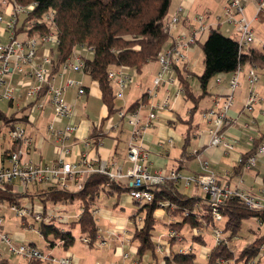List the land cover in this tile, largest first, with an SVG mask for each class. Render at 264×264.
Instances as JSON below:
<instances>
[{"label": "crops", "instance_id": "1", "mask_svg": "<svg viewBox=\"0 0 264 264\" xmlns=\"http://www.w3.org/2000/svg\"><path fill=\"white\" fill-rule=\"evenodd\" d=\"M204 2L205 0H172L169 16L177 11V6L181 4L186 8V16L172 32V36L182 31L191 32L195 24V16H192V11L199 9ZM257 2L258 0H254L251 5L246 4V12L247 9L249 12L246 15L250 17L251 22L261 17V15L257 16L256 9L252 12L253 5L256 6L257 4L258 7ZM5 5L7 6L5 8L1 7V10L6 14L10 7L9 3H5ZM204 12L210 15L211 20L209 19V22L213 24V27L221 30L224 21L212 17L215 14L208 8ZM203 35L200 37L199 43L188 51V58L183 70L181 72L178 71L179 85L155 87L154 77L160 68L158 61L145 66H151L152 71L150 76L145 75V77H143L145 67L139 72L130 68H120L126 72L134 71L132 73L133 81L124 89L122 97L116 96V103L120 108L127 109L136 101H142L141 103H144L145 106L140 109L141 115L143 119H146L147 114L152 109L150 108L151 106L158 104L167 92L174 96L180 89V96L177 97L172 105L165 109H157L158 114L153 126L147 128L141 135L140 141L148 153L146 162L148 170L152 173L164 175L170 174L171 171L175 170L182 176H190L202 172L201 163L202 161H207L210 168L218 176L219 183H229L241 187L244 184L245 187H242L243 189L254 193L257 189L260 190L264 183V158L258 160L257 165L251 170L240 169L237 159L241 153L249 152L256 148L255 145L247 143V129L244 125L249 120L254 119L255 125L261 130V126L264 124V118L261 116V110L264 107V66L251 65L249 63L242 64L240 85L234 91V104L229 111V116L237 119L238 122L228 127V135L226 136V139L235 142L234 149H237L230 151L223 147L209 146L211 140L210 130L213 124L205 114L215 106L217 99L224 98L230 94L229 83L233 73L216 76L215 87H211L209 83L207 93L202 94L203 91L198 80L199 74L194 70L193 58L201 47L200 43L205 41H203ZM261 41L264 40L257 38L256 44L258 45ZM170 42H172V38ZM257 45L255 47H260V45ZM82 52L86 53L87 56L90 55L88 51L82 50ZM251 66L258 67L260 71L261 78L258 88L262 103L257 105L253 114L247 115L244 111V106L247 99L246 95L248 96L249 92L247 70ZM59 73L56 74L57 85L64 84L67 79H75L81 81L86 89L84 95L78 94L77 87L70 88L65 93L66 100L73 106L75 111L74 116L57 119L47 95L39 98L44 103L42 108H35L33 105L29 106L30 101L26 98V92L29 85L34 83V78L28 70L24 74L17 73L12 78L11 84L16 88V99L12 102L9 101L7 112L0 108L9 118V122L0 119V133L8 132V128L13 122L21 124L26 129L27 134L33 139L32 144L25 149L26 158L37 163L52 164L61 155L63 147L59 144L56 136L50 133V125L55 129H63L68 124H75L77 130L64 142V145L69 148V153L66 155L69 160L80 162L81 156L87 154L97 162H106L109 166L116 165L122 172L126 173L133 166L128 157V143L132 136V126L125 119H121L118 114L109 113V108L103 101V93L97 80L84 72L70 71L63 74V76H59ZM140 76L142 80L140 78L134 82L136 80L135 77ZM219 76L222 78L221 82L217 81ZM180 78L188 81L187 84L190 86L188 90H185ZM115 89L117 91L116 85ZM192 93L197 98L196 102L190 96ZM1 146L0 165H6L7 161L6 157H4V152L11 149L13 143L9 138H4ZM246 176L251 179L249 185H246L243 181ZM121 182L129 186V179H123ZM175 185L177 190L185 196L198 199L193 210L194 213L200 216L206 205V198L202 189L194 183L187 186L183 180L176 182ZM14 187L19 191L20 183L15 182ZM32 187H30L29 191ZM127 192L128 196L123 194L124 191L111 194H107L104 191L103 193H106L105 198L99 197L94 208L99 231L96 240L92 244L85 243L83 241L84 235H81L82 241L80 243L75 241L68 249L63 248L61 243L57 242L54 244L47 241L44 248H39L36 242L32 240L33 234L29 233V230L33 229L40 233L36 221L32 217H30L31 219L26 217L23 219L21 226L14 222L10 223L7 219V213L13 210L5 205L0 209V217L4 218L3 230L16 244H30L50 257L70 256L78 264H177L169 260L176 252H186L193 249L196 250L198 257V251L203 246L212 250L216 246L213 228L206 226L205 230L199 231L203 233L205 240L204 243L199 244L201 245L200 247L196 245L198 242L193 240L197 236L194 235V228L196 227H192L189 222L184 223V216L176 212L174 204L170 203L169 206L165 207L160 202L159 207L153 213L156 221L152 237L154 249L140 253V242L136 236L138 229L143 226L146 209H142L143 205L134 199L132 201L133 204H136V207L132 206L129 191ZM25 199L30 201L29 198ZM34 203L40 205L38 201ZM73 205L78 210L80 209L78 214V217H80L82 207L79 201L55 203L49 206L48 210L67 218L65 213L71 211ZM246 220H252L258 224L259 228L258 230L252 229L246 227L243 223L241 234L239 233L228 241L235 253H237L236 249H239L240 252L246 247L242 240L246 239L248 243L252 242L253 240L249 239L250 234L256 235L260 229H263L261 227H264V222L259 221L255 217ZM225 222L226 219L223 226ZM69 223L72 222H70L68 217L67 223L64 224ZM170 229H176L182 236V240L169 237ZM223 236L227 241L228 234L225 231ZM208 237H210V240ZM0 241L2 242L1 238ZM101 241H105V244H100ZM159 245H161V248H159ZM3 255L4 264H55L49 260H35L21 255H14L6 249H3ZM201 259L202 262H199L197 258L194 263L209 264L208 260L210 258L205 260L201 257ZM204 260L207 263H204ZM262 263L263 256L259 259L258 264ZM216 264H231V262L226 260L225 262L217 261Z\"/></svg>", "mask_w": 264, "mask_h": 264}, {"label": "built area", "instance_id": "2", "mask_svg": "<svg viewBox=\"0 0 264 264\" xmlns=\"http://www.w3.org/2000/svg\"><path fill=\"white\" fill-rule=\"evenodd\" d=\"M35 6L36 2H31L27 5L9 3L10 9L6 13V17L0 16V21L3 24L0 27V101H14L16 99V88L11 84L12 78L17 73L24 74L29 70L34 78V83L29 85L26 92V98L30 103L35 108H42L44 103L39 99V94L46 88L45 95H47L52 104L55 117L57 119L71 118L74 116L75 111L73 106L65 98L66 91L70 88L77 87L78 94L84 95L86 89L81 81L75 79H67L64 84L57 85V75L53 72L56 60L52 47L59 44V37L53 30L47 33H35L22 39L18 38L16 34V25L19 16L30 13ZM262 12H264V0H258L257 16ZM55 14L56 11L51 10L44 15L40 22L47 21L52 24ZM224 15L230 24L234 23L241 30L238 39L241 53L257 45V38L254 35L252 22L246 16L245 0H227L224 6ZM185 16L186 8L182 4L176 13L166 20V29L173 32ZM208 17L207 13L195 16V24L191 32H179L173 36V42L163 50L159 57L160 68L154 77V85L156 88L180 84L176 66L186 65L188 51L197 44L200 36L208 28L213 27ZM218 19L220 20L221 17H218ZM258 45L264 49V41L259 42ZM82 50L89 52L91 49L83 48L75 50L73 55L62 64L59 76H63V74L70 71L82 72L84 70L85 63ZM241 72L242 64L239 65L230 79V94L224 98L217 99L215 106L205 114L214 125L210 130L211 140L209 146L211 147H223L227 150L234 149L235 142L229 141L226 139V136L228 135V127L238 122L237 119L229 116V111L234 104V91L240 85ZM247 72L251 87L246 99L244 111L253 113L256 106L262 103L260 93L256 89L261 76L253 66ZM109 78L117 86L116 96L118 97L123 96L124 89L133 81V75L128 74L122 69H111L109 71ZM217 81H222L221 76L217 77ZM180 93V89H178L174 96L167 92L158 104L150 107L152 109H150L146 119H143L140 110L145 106L144 103H141L139 108L132 113H126L125 109L119 111V117L125 119L132 126V136L128 143V157L133 163V166L126 173L122 172L116 165L109 166L106 162H97L87 154L81 156L80 162L69 160L66 157L69 153V148L64 145V142L77 130L75 124H68L63 129H55L50 125V133L56 136L59 144L63 147L61 155L52 164L34 162L26 158L25 153V149L33 142L32 137L27 134L26 129L21 124L16 122L11 123L7 132L8 138L12 143L20 142L21 146L15 150H10L6 157L7 164L0 165V185L19 182V191L21 192L29 191L30 187L34 185H39L42 189L58 187L59 189L73 192L83 186L90 174L101 173L114 180L129 179V195L141 205H145L153 200V193L150 188L154 185L162 184L166 181L176 183L180 180H183L187 186L194 183L206 194V204L211 207V214L215 223L213 237L217 246L225 240L223 236L225 215L221 207L228 200L238 198L250 210L264 211V183L258 194L246 191L241 186L219 183L218 176L210 168L207 161H202L201 163L203 167L202 172L190 176H182L175 170L166 175L152 173L148 170L146 166L148 153L140 141L141 135L147 128L153 126L158 114L157 109L168 108L180 96ZM261 116L264 118V107L261 110ZM255 124V120L251 119L244 125L247 129L248 141L252 145L260 139L261 141L258 142L254 150L241 153L238 156L237 161L242 165L243 170L253 169L257 165L258 160L264 158V131H261ZM161 205L166 207L170 205V202L162 201ZM10 207L22 219L31 216L36 222L45 220L60 224L67 223V218L50 212L49 210L47 211V215L44 216L45 212L43 207L32 202L27 206L12 205ZM1 208L2 205L0 204ZM186 214L188 215L189 212H186ZM255 218L258 219L257 217ZM3 222L4 218L0 217V238L5 244V249L11 254L21 255L28 259L49 260L55 264H78L70 256L60 258L50 257L30 244H16L4 232ZM198 234L199 230L194 228V235ZM168 235L169 237L182 240V236L176 229H170ZM83 241L88 244L91 242L88 236H84ZM100 244H105V241H101ZM159 248H161V245H159ZM201 249V257L208 260L211 256L212 249L204 246ZM261 252H264V243L260 247V254ZM260 254L238 264H258ZM3 257V249L0 248V259ZM219 262H225V259L220 258Z\"/></svg>", "mask_w": 264, "mask_h": 264}, {"label": "trees", "instance_id": "3", "mask_svg": "<svg viewBox=\"0 0 264 264\" xmlns=\"http://www.w3.org/2000/svg\"><path fill=\"white\" fill-rule=\"evenodd\" d=\"M6 2L22 5L36 2L35 8L30 13L19 16L16 34L20 39L52 30L57 34L59 44L52 47L56 60L54 74L61 71L62 64L73 55L75 50L91 49L90 55L87 56L84 53L82 55L85 63L82 72L99 82L103 101L108 106L110 114H118L122 108L117 106L116 89L109 78V71L130 68L139 72L147 64L159 62L163 50L173 42L172 32L166 29V20L170 17L172 0H6ZM51 10L56 11L52 24L47 21L40 22ZM1 15L6 17L0 8ZM1 26L3 24L0 21ZM171 38L172 42H170ZM200 44L204 52V70L198 76V80L203 95L207 93L212 78L221 74L234 73L243 63L264 66L263 48L253 46L241 53L238 40L228 36L217 27L211 28L205 41ZM183 68L184 66H176L177 72H181ZM127 73L133 75V72ZM180 79L185 90H188L190 87L187 84L188 81ZM46 91V88L42 90L39 98L45 95ZM190 96L196 102L197 98L193 93ZM141 102L133 103L125 109L126 113L135 112ZM31 105L33 104L30 103L29 106ZM0 119L9 120L1 110ZM259 141L261 139L255 142V147ZM20 146V142L13 143V147L4 152V157H7L10 150H15ZM239 168L241 169L242 165H239ZM176 187L174 182L166 181L150 188L153 200L142 206V209H146V215L143 219V226L138 229L136 236L140 242V253L154 249L152 237L156 221L153 213L162 201L174 204L176 212L184 216V223L189 222L199 231L205 230L206 226L214 227L211 207L206 204L198 216L193 212L198 199L185 196ZM129 189L130 187L123 184L121 180L110 179L101 173L90 174L83 186L73 192L58 187L42 189L39 185H34L30 191L21 192L15 189L14 183H5L0 185V204L9 207L23 206V200L29 198L32 203L39 202L46 216L49 206L55 203L79 201L82 207L80 217L71 224L77 223L81 234L88 236L92 244L99 231L94 208L101 194L104 191L111 194L129 191ZM221 209L226 219L224 231L228 234V239L213 248L208 260L209 264H216L220 258H224L231 264H238L258 256L260 247L264 243V235L248 243L239 253L234 252L228 241L241 232L246 219L257 217L264 222V211L250 210L238 198L228 200ZM186 212L189 214L187 215ZM38 222H40L38 229L47 242L61 243L65 249L75 243L77 238L71 229L63 228L60 223L45 220ZM202 234L199 232L193 240L198 244L204 243ZM196 259L197 252L193 249L176 252L172 258H169L177 264H192ZM4 262L3 257L0 259V264Z\"/></svg>", "mask_w": 264, "mask_h": 264}, {"label": "rangeland", "instance_id": "4", "mask_svg": "<svg viewBox=\"0 0 264 264\" xmlns=\"http://www.w3.org/2000/svg\"><path fill=\"white\" fill-rule=\"evenodd\" d=\"M246 1V4H252V2L254 1V0H245ZM227 2V0H205V2L203 3V5L199 8V9H194V11H192V16H198V15H202V13H205L204 11L206 10V8H208V9H210L212 12H214V14L215 15H213L212 17H214L215 19H217L218 18V16L220 15V17H221V19L220 20H222V21H224L223 22V25L221 26V30L225 33V34H227L228 36H230V37H232V38H234V39H236V40H238L239 39V36H240V33H241V30L239 29V27H237V26H235V24L233 23V24H230L227 20H226V18H225V15H224V6H225V3ZM5 3H6V0H0V6L1 7H4L5 8V6H7V5H5ZM258 3V2H257ZM175 5V4H174ZM174 5H173V7H174ZM182 5V4H181ZM181 5H179V6H177L178 8L181 6ZM184 6V5H183ZM0 7V8H1ZM252 12L254 11V9H256V11H257V4H256V6L255 5H253V7H252ZM178 10V9H177ZM170 11H171V8H170ZM176 13V11L172 14V15H174ZM247 13H249L248 12V9H247V12H246V14ZM171 15V16H172ZM207 15L209 16L208 17V20L210 19V15L207 13ZM260 15H261V17L258 19V20H256V21H252V28H253V31H254V35L256 36V38H258L259 40H264V12H262V13H260ZM259 15V16H260ZM247 16V18L249 19V21H251V19H250V17L248 16V15H246ZM183 20V19H182ZM181 20V21H182ZM211 20V19H210ZM213 28V27H212ZM229 28V29H228ZM210 30H211V28L209 29H207L206 30V32L205 33H203L202 35H203V41L207 38V36H208V34L210 33ZM182 32H184V31H182ZM201 35V36H202ZM200 36V37H201ZM200 39V38H199ZM199 43V41L197 42V44ZM171 44V43H170ZM86 54V53H85ZM152 64V62L149 64V65H151ZM193 64H194V70H195V72L197 73V74H202V72H203V70H204V52H203V49H202V46L200 47V49H198V51H197V53L194 55V58H193ZM147 66V65H146ZM255 68L257 69V71L258 72H260L259 71V68L258 67H256L255 66ZM244 70V69H243ZM134 72V71H133ZM151 73H152V71H151V66L149 67H145V70L143 71V77H145V75H147V76H150L151 75ZM260 74V73H259ZM135 78H136V80H135ZM134 78V82H136V81H138L140 78H141V76L140 77H135ZM141 80H142V78H141ZM130 83H132V82H130ZM215 77L214 78H212L211 79V81H210V86L211 87H215ZM259 85H260V81L257 83V86H256V89H257V91L258 92H260V90H259ZM247 86L249 87V91H250V87H251V84H250V82L248 81V72H247ZM249 93V92H248ZM246 98H247V95H246ZM257 107V106H256ZM0 108H1V110H3V111H8V109H9V101L8 100H1L0 101ZM256 109V108H255ZM255 111V110H254ZM245 113L247 114V115H251V114H253V113H250V112H247V111H245ZM264 121V120H263ZM213 126L214 125H212V128H213ZM256 127H258L257 125H256ZM260 129V128H259ZM261 131H264V124L261 126ZM7 133V131H4V132H1L0 133V149H1V144H2V142H4V138H8V134H6ZM7 135V136H6ZM6 140V139H5ZM246 140H247V143L249 144L250 143V145H252L251 144V142H249L248 141V136L246 135ZM5 144H6V142H5ZM237 149V148H236ZM236 149H234L233 151H235ZM230 151H232V150H230ZM259 166V165H258ZM257 166V167H258ZM259 168V167H258ZM243 181L245 182V184L246 185H249L250 184V182H251V179L249 178V177H247L246 176V178L244 179L243 178ZM242 187H245L244 186V184H243V186ZM246 191H248L247 189H246ZM260 191L257 189V191H254V193L255 194H258ZM128 194V192L127 191H125L123 194ZM204 193V192H203ZM126 194V195H127ZM204 195H205V198H206V194L204 193ZM101 196L102 197H104L105 198V196H106V193L104 194V193H102L101 194ZM128 196V195H127ZM116 197H117V195H116ZM130 198H131V201H130V203L131 204H133V198L130 196ZM103 199V198H102ZM31 201H28V200H26V199H24L23 200V206H27L29 203H30ZM206 202H207V198H206ZM39 203V202H38ZM112 203H113V201H112ZM34 204H36V203H34ZM36 205H38V204H36ZM132 206H134V207H136V204H133ZM73 208L71 209V211H68V212H66L65 213V216H67V218L69 217L70 218V222H76L77 220H78V214H79V211H80V209L78 210L74 205L72 206ZM142 212V211H141ZM29 218L31 217V216H28ZM7 219H8V221L10 222V223H16L17 225H19V226H21V224H22V222H23V219L21 218V217H18L17 215H16V213L14 212V211H8V213H7ZM31 219V218H30ZM58 223V222H57ZM39 224H40V222H36V225H37V227L39 226ZM244 225L246 226V227H249V228H252V229H257L258 230V228H259V226H258V224H256L255 222H253L252 220H246V221H244ZM62 227L63 228H66V229H71L72 230V232H73V234L76 236V243H80V241H82L81 240V231H80V227H79V225L77 224V223H75V224H71V223H69V224H62ZM261 228H263V229H260V231H258V233L255 235V234H250V240H255L256 238H257V236H261V235H263L264 234V227H261ZM243 230V229H242ZM32 233L33 234V237H32V240L34 241V242H36V245L40 248V247H42V248H44V246H45V244H46V240L42 237V235L40 234V233H38L37 231H35L34 229L33 230H29V233ZM157 232V231H156ZM241 234V233H240ZM211 238H212V236H211ZM208 239L210 240V237H208ZM213 240V239H212ZM242 243L243 244H245V245H247V243H248V241L245 239V240H242ZM18 244V243H17ZM196 245H199L198 243H196ZM195 245V247L197 248V246ZM200 247H201V245H199ZM0 247H2V249H5L4 247H5V245L3 244V242H1L0 241ZM199 250V249H198ZM201 251H202V249L201 250H199L198 251V261L199 262H202V259H201ZM236 252L238 253L239 252V249L237 250L236 249ZM18 256H20V255H18ZM261 256H263V263L262 264H264V252H261V254H260V258H261ZM205 261V260H204ZM204 263H207V261H205ZM186 264V263H185Z\"/></svg>", "mask_w": 264, "mask_h": 264}]
</instances>
